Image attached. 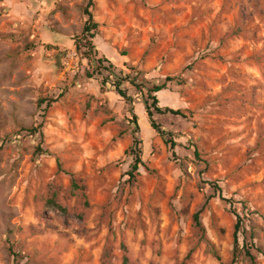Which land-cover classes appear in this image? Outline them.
I'll use <instances>...</instances> for the list:
<instances>
[{
  "label": "rangeland",
  "instance_id": "1",
  "mask_svg": "<svg viewBox=\"0 0 264 264\" xmlns=\"http://www.w3.org/2000/svg\"><path fill=\"white\" fill-rule=\"evenodd\" d=\"M88 3L0 0V264H264V0Z\"/></svg>",
  "mask_w": 264,
  "mask_h": 264
},
{
  "label": "trees",
  "instance_id": "2",
  "mask_svg": "<svg viewBox=\"0 0 264 264\" xmlns=\"http://www.w3.org/2000/svg\"><path fill=\"white\" fill-rule=\"evenodd\" d=\"M93 5V0H89L88 5L85 8V13L88 15V19L85 23V26L83 28L82 33L75 39V46L76 50L82 55L84 59H87L90 65L97 64V66L94 68V70L87 71V76L90 78H93L95 76L94 72L99 69H103L106 67H103V62H109V66L112 67L113 63L107 57L99 51V49L96 47L95 43L93 42L95 36L97 35L98 30V23L94 21L93 14L91 11V6ZM98 74L100 71H98ZM113 75L114 79L112 81V85L114 86V91H116L120 96H122L127 102L134 103L133 97L128 94L127 89H124L122 87L124 80L127 78L119 77L118 75ZM109 77H104L102 79V90L104 89L105 85L108 83ZM172 77H167L162 83L155 84L152 87L148 88V97L144 99V105L146 108V112L148 114L149 121L151 123L152 128L159 133L163 137H167L170 135V132L166 131L155 119V114H166V113H173V114H183V112L179 109H173L171 107H163L160 103L159 98L157 97L158 93L162 90L167 89L168 82L172 81ZM132 84L137 86L135 83V79H131ZM43 99L41 100V102ZM132 113V121L135 124V130L136 136L134 138V142L130 148V154L133 156V161L131 163V170L128 171V175L130 179H134L137 172H139L140 166L143 165V150H142V139L138 137V134L141 132V127L139 124V117L135 113L134 109L131 108ZM167 143H171V147L174 148L176 145V142L173 139H170L166 141ZM38 153H47V151H44L41 147H38ZM55 204V203H54ZM58 205V204H56ZM61 208V207H60ZM197 217V216H196ZM239 218V217H238ZM240 220L237 221L235 226V232H234V239H235V245L238 246L239 244V230H240ZM247 254L251 256L250 250H247ZM124 264H128V258L125 257Z\"/></svg>",
  "mask_w": 264,
  "mask_h": 264
}]
</instances>
